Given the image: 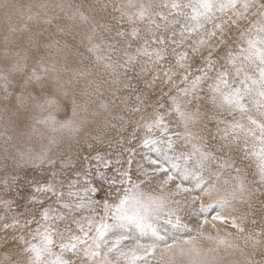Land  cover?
I'll return each instance as SVG.
<instances>
[{
    "label": "snow or ice",
    "instance_id": "6c2138e0",
    "mask_svg": "<svg viewBox=\"0 0 264 264\" xmlns=\"http://www.w3.org/2000/svg\"><path fill=\"white\" fill-rule=\"evenodd\" d=\"M0 264H264V0H0Z\"/></svg>",
    "mask_w": 264,
    "mask_h": 264
}]
</instances>
